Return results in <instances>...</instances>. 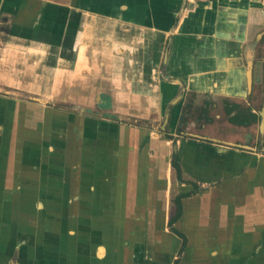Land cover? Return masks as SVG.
I'll return each instance as SVG.
<instances>
[{"label": "crops", "instance_id": "crops-1", "mask_svg": "<svg viewBox=\"0 0 264 264\" xmlns=\"http://www.w3.org/2000/svg\"><path fill=\"white\" fill-rule=\"evenodd\" d=\"M0 36L25 63L0 87L79 110L0 97V264H264V0H0ZM60 113L65 145L42 122Z\"/></svg>", "mask_w": 264, "mask_h": 264}, {"label": "rangeland", "instance_id": "rangeland-1", "mask_svg": "<svg viewBox=\"0 0 264 264\" xmlns=\"http://www.w3.org/2000/svg\"><path fill=\"white\" fill-rule=\"evenodd\" d=\"M62 13H64V10L62 9ZM60 21V20H59ZM58 29L61 28V26H57ZM16 29V28H14ZM59 32V31H58ZM56 32V36L54 35V43L55 44H63V46H66L67 47V44H68V41L66 40H63L62 39H58V36L59 33ZM31 34L30 32L27 31V35ZM62 42V43H61ZM4 45L3 44V37L0 36V49H1V46ZM22 50V51H20ZM65 52V55H66V51H63L61 52V54H63ZM10 54V57H2L0 55V84L1 82L3 81V76H4V72L2 70V65L1 64H5L4 62H8L10 63V68H11V72H10V80L12 82V84H18V78H19V66L22 65L23 63V66H24V62H22L21 60H23V55H24V49L22 47L19 46V43L17 41H12V49L10 50V52L8 53ZM60 54V55H61ZM62 59L66 60V58H60L58 56V54H54L53 55L50 53V55L46 58V65L48 66H52L53 63H60V62H63ZM7 66V64H5ZM27 66H28V63H27ZM30 69H34L33 67H28ZM47 90V89H46ZM44 90V91H46ZM52 97H49L51 98V100H54V101H60L58 103H54V102H51V101H46V100H40L38 97V95H34V94H29L27 93L26 95L23 93V92H20L19 88L17 87H7V88H2L0 87V97H4V98H10L11 101H18V100H21V101H25V102H28L26 103L28 106H27V113H30L32 112V108L29 107V106H33L34 104H36L35 106L37 107V112H40V113H45V110H48L49 108H55L57 110H61V111H64V112H67V111H70V112H73L74 114H79V110L77 109H72L71 107H69L64 101H66V98L64 97V94H65V90L64 89H53V90H50V93H49ZM53 94V95H52ZM190 102H192V95L190 96ZM31 103V104H30ZM0 105H2V103H0ZM22 106V104H21ZM17 107V108H16ZM192 107V104L191 103H188L186 105V113L187 114H192V112L195 114V115H199L200 112L203 113V110L200 111L199 108L195 109V110H192L191 109ZM15 112H19L18 111V106L15 105ZM104 108L105 106L100 104L98 105V108L95 109V112H94V115H97L99 117H106V112L104 111ZM204 107H202L203 109ZM249 107H246L245 109L247 110H243L241 112H246V115L250 113L249 111ZM42 109V110H41ZM21 111H25V109H21ZM240 112V113H241ZM60 115H63L62 113H60ZM64 117H58L57 119L54 118V120L56 119V121H58V123H55V122H51V121H42L44 123V127L46 128V126L51 129H57V132H58V144H62V145H65L67 142V137L65 135V132L64 130L66 129L67 125H66V115H63ZM109 117V115L107 116ZM117 116H110V118L112 119H115ZM248 117H250V115H248ZM19 121V120H18ZM17 120H13L10 122L11 124V127H14V125H17L16 127L18 128V126L21 124L20 121L18 122ZM155 121H158L157 122V126H156V132H158L162 138H164L165 136H169V132H170V128L168 127V122H166L165 120H155ZM8 123V122H6ZM39 123V122H38ZM129 123H131V121H129ZM146 122H139V125L141 126H144ZM26 124L30 127L32 125H34V123L32 122V124H30V121H27ZM185 125H186V122H183V125L182 127L179 126V130H183L185 129ZM5 128L6 126L4 125L3 121H0V130L2 128ZM109 125H108V129H109ZM178 130V131H179ZM63 132V134H62ZM108 139V138H107ZM262 138L260 137V140ZM3 141L1 140L0 141V144L2 143ZM261 142V141H260ZM172 149H173V146H172ZM30 150V149H28ZM28 157V160H30L33 156V154H29L27 155ZM127 158V156L125 157V159L123 161H125ZM127 172V171H126ZM166 172H168V170H166ZM175 175V174H174ZM9 186H7L6 184H2L0 183V197H2V200L0 201V207H2V211H1V208H0V229L2 230H10L11 226L13 227V225L16 223L14 222L16 218H13L9 215V211H10V208H9V203L12 205V203H15V202H7V200H3V195L4 193L6 192L5 191V188L8 189ZM17 203V201H16ZM44 218V222H49L51 221V218L50 216H42ZM37 217L34 216L33 214H31L29 216V223L27 222L28 225L30 226H33V225H36L38 223L37 222ZM60 220H66V215L64 214V217H61ZM22 222V221H21ZM31 227H28L27 230H29ZM32 230V229H30ZM29 237V236H28ZM20 255H19V250H14L12 252V254L7 257L3 262L2 264H20V261L23 260V259H19ZM27 260H23L22 264H32L33 261L29 258H25ZM27 261V262H26Z\"/></svg>", "mask_w": 264, "mask_h": 264}, {"label": "trees", "instance_id": "trees-1", "mask_svg": "<svg viewBox=\"0 0 264 264\" xmlns=\"http://www.w3.org/2000/svg\"><path fill=\"white\" fill-rule=\"evenodd\" d=\"M173 165L177 168L178 172L180 171V166L176 160V158L173 160ZM176 205H177V211L176 214L171 218L170 223H173L180 215H181V211H182V204H181V198L177 197L176 199ZM176 233L180 234L183 238H184V243H186V239H185V235L180 233L179 230L177 229H173ZM178 259L176 260L175 264H178Z\"/></svg>", "mask_w": 264, "mask_h": 264}]
</instances>
